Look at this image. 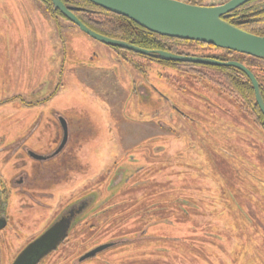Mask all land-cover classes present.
Wrapping results in <instances>:
<instances>
[{"label":"rangeland","instance_id":"obj_1","mask_svg":"<svg viewBox=\"0 0 264 264\" xmlns=\"http://www.w3.org/2000/svg\"><path fill=\"white\" fill-rule=\"evenodd\" d=\"M176 49L224 57L193 43ZM216 88L115 50L37 0H0V209L19 214L2 231V254L15 249L11 261L89 197L40 264H264V128ZM52 110L72 126V164L60 182L42 177L37 207L28 209L13 193L12 177L32 163L17 144L49 151L60 135L47 125Z\"/></svg>","mask_w":264,"mask_h":264},{"label":"water","instance_id":"obj_2","mask_svg":"<svg viewBox=\"0 0 264 264\" xmlns=\"http://www.w3.org/2000/svg\"><path fill=\"white\" fill-rule=\"evenodd\" d=\"M111 13L123 16L147 31L158 35L195 41L256 58L264 59V35L244 31L224 18L234 9L250 0H226L221 4L200 5L181 0H87ZM53 8L89 37L121 50L130 51L154 60L189 62L210 66H232L242 71L250 80L255 102L264 116V99L260 85L253 72L237 60L222 61L213 57L172 53L165 50H150L123 40L110 38L87 27L74 11L82 8L50 0ZM63 135L53 154H57L67 141V126L60 118ZM37 159H45L37 156ZM91 198L77 200L63 209L49 225L16 255L11 264H37L67 237L75 220L89 205ZM4 222V221H3ZM108 242L85 252L77 262L95 256L97 252L115 243Z\"/></svg>","mask_w":264,"mask_h":264},{"label":"trees","instance_id":"obj_3","mask_svg":"<svg viewBox=\"0 0 264 264\" xmlns=\"http://www.w3.org/2000/svg\"><path fill=\"white\" fill-rule=\"evenodd\" d=\"M61 1L65 4L82 8L74 11V14L93 31L110 38L126 41L142 48L165 50L182 54L176 49L180 43H193L195 45L213 47L200 42L180 40L147 31L133 21L111 13L87 0ZM47 2L49 11L58 12L53 8L50 0H47ZM188 2L209 5L202 4L203 2L201 0H188ZM224 19L244 31L256 35H264V0L247 1L231 11ZM115 49L119 50L117 47H115ZM216 49L222 50L224 57L214 56L215 58L226 61L235 57V60L240 61L253 72L259 82L260 91L264 99V80L261 75V72L264 71V59L226 49ZM155 61L193 74L195 79L205 82L210 88L217 87L219 90L216 89L220 93L235 101L240 109H243L251 116H255V121L264 128V116L255 102L251 82L242 71L232 66H210L166 60ZM208 69L214 71L212 72V76L205 72Z\"/></svg>","mask_w":264,"mask_h":264},{"label":"flooded vegetation","instance_id":"obj_4","mask_svg":"<svg viewBox=\"0 0 264 264\" xmlns=\"http://www.w3.org/2000/svg\"><path fill=\"white\" fill-rule=\"evenodd\" d=\"M37 1H39L40 4L44 5L45 9L51 15H55V11H49L47 0H37ZM208 48L209 49H216L214 47H209V46H208ZM120 50L121 49H119V51ZM205 57L215 58L213 55H205ZM230 60H232V59H230ZM222 61H224V60H222ZM49 115L50 116L46 119V121L49 123V124L47 123V125H49L52 128H59V132H60L59 137L56 138L54 141V146L49 151H47L43 154H38L37 149L32 150L31 148L25 146L23 140L19 141L17 144V150H22V151H20V155L22 157H24L27 154L28 155L27 157L32 161V163L29 165L30 167L28 169H22L19 173L15 174L12 177V180H11L13 183L12 187L14 188L13 193L15 195H18V199L20 197L21 199H26L29 201L30 204L26 205L28 209H33V208L37 207V203L39 202V198H40L38 196L40 193L38 192L37 188L40 186V183L42 181V177H44V178L45 177H53L54 179H58L59 181L58 180L57 181L60 182L62 180L60 177V174H62L63 171H65L68 168L67 166L72 164L69 162V160H71V158H70L71 152L67 151L68 146L70 147V142H71L70 140H71V135H72V130H71L72 126L70 125V123L68 121L69 119H67L65 117V115H61V113H59L55 110H52L49 113ZM42 116H43V113L37 114V119H36L35 124L41 122V118H43ZM60 118L64 119L66 126H67V141H66L65 145L63 146V148L57 154H53L54 151L56 150V148L58 147V145L60 144L61 139H62V135H63V129H62V125L60 122ZM25 152H26V154H25ZM38 155L44 156L45 159H37ZM50 159L53 160V164L49 163V164H47L48 166H44L45 165L44 163H46L47 161H50ZM21 161L25 162V160H21ZM67 162H68V164H67ZM63 174L66 175V172H64ZM58 176H59V178H57ZM15 211L20 213V211H22V210H15ZM15 214H16V217L19 215L17 213H15ZM16 217L13 214L7 215L5 211H2V209H0V239L4 238V236H6L5 234H3L2 231L5 228H7L8 226H12L10 224V221H13L12 218H16ZM38 234H39L38 232H35V234H33V236L25 243V245L28 244L33 239H35ZM13 237H14V239H19L20 236L18 233H16V234H14ZM4 242H5V240L3 241V244H4ZM24 246L21 249L19 248V250L16 252V255L24 248ZM14 250L15 249L12 248V249H10V251H8V252L5 251L2 254L1 246H0V264H11L12 261L14 260V258L16 257V255H15L10 261L11 251H14ZM40 262H38L37 264H40Z\"/></svg>","mask_w":264,"mask_h":264}]
</instances>
